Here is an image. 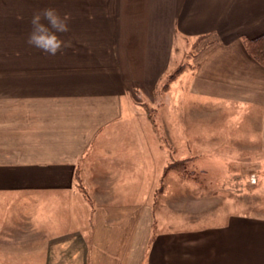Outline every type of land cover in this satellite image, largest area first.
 Segmentation results:
<instances>
[{
    "label": "crops",
    "instance_id": "1",
    "mask_svg": "<svg viewBox=\"0 0 264 264\" xmlns=\"http://www.w3.org/2000/svg\"><path fill=\"white\" fill-rule=\"evenodd\" d=\"M48 5L69 16L61 35L70 43L54 55L26 41L33 11ZM263 35L264 0H0V194L49 189L56 197L79 189L78 173L88 172L85 214L73 216L80 221L67 235L60 224L71 215L59 216L53 233L82 236L92 264H141L143 252L136 263L125 254L139 251L132 242L143 235L141 213L165 153L142 104L184 60L188 41L202 38L195 69L167 89L174 102L195 104L180 111L179 133L171 107L163 135L179 142L193 125L219 126L203 107L227 101L254 109V118L228 121L258 126L263 143L264 65L244 42ZM223 218L158 230L146 264H264V216Z\"/></svg>",
    "mask_w": 264,
    "mask_h": 264
},
{
    "label": "rangeland",
    "instance_id": "2",
    "mask_svg": "<svg viewBox=\"0 0 264 264\" xmlns=\"http://www.w3.org/2000/svg\"><path fill=\"white\" fill-rule=\"evenodd\" d=\"M201 41H188L184 60L165 78L154 99L142 104V112L156 127L157 133L162 134L159 144L165 153L161 161L164 167L157 172L159 179L150 193L148 213H141L143 235L132 242L139 251L125 254L126 260L134 263L139 262L138 254L143 252L141 264H146L144 251L153 234L160 229L214 224L232 212L264 216V142L258 138V126L229 124L228 121L231 116L256 117L249 104L246 107L240 103L230 105L227 101L210 103L203 107L206 110L204 116H219V126L193 125L196 127L193 132L186 131L185 137L189 140L179 142L176 137L166 140L167 136L163 135V123L165 117L170 116L171 107L178 111H171V114L177 117L174 123L177 122L179 133L185 126L180 123L183 122L180 111L187 104H195L185 100L182 103L180 99L174 104L175 94L167 89L174 80L180 83V74L184 70L195 69L196 57L207 45ZM172 74L174 76L169 79ZM188 109L193 112L191 107ZM168 130L174 132V127L168 125L166 132ZM81 174L77 175L79 189L57 191L56 197L49 189L0 194V264H92L93 257L86 250L87 246L85 251L82 250L85 243L82 236L70 234V240L64 241L52 229L59 216L67 218L71 215L70 221L60 224L65 227L66 235L69 234L80 221L74 222L73 216L85 214L82 196L92 201L88 184L84 182L89 173L84 174V178ZM80 224L84 227L86 221ZM126 262L118 260L114 264Z\"/></svg>",
    "mask_w": 264,
    "mask_h": 264
},
{
    "label": "clouds",
    "instance_id": "3",
    "mask_svg": "<svg viewBox=\"0 0 264 264\" xmlns=\"http://www.w3.org/2000/svg\"><path fill=\"white\" fill-rule=\"evenodd\" d=\"M68 21V14L52 5L34 10L29 18L27 43L46 53L56 54L70 43L61 35L68 31Z\"/></svg>",
    "mask_w": 264,
    "mask_h": 264
},
{
    "label": "trees",
    "instance_id": "4",
    "mask_svg": "<svg viewBox=\"0 0 264 264\" xmlns=\"http://www.w3.org/2000/svg\"><path fill=\"white\" fill-rule=\"evenodd\" d=\"M199 40L202 38H198ZM248 53L260 64L264 65V35L257 39L244 38ZM172 74L169 79H172ZM89 198V197H88Z\"/></svg>",
    "mask_w": 264,
    "mask_h": 264
}]
</instances>
